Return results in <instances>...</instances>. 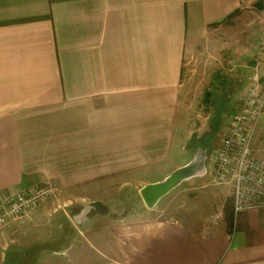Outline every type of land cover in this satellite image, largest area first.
I'll list each match as a JSON object with an SVG mask.
<instances>
[{"label": "crops", "instance_id": "crops-1", "mask_svg": "<svg viewBox=\"0 0 264 264\" xmlns=\"http://www.w3.org/2000/svg\"><path fill=\"white\" fill-rule=\"evenodd\" d=\"M253 10L264 0H0V206L55 185L0 226V264H264V208L234 213L230 187L197 222L166 195L140 212L139 194L204 147L189 142L206 115L225 130L264 91Z\"/></svg>", "mask_w": 264, "mask_h": 264}, {"label": "built area", "instance_id": "built-area-1", "mask_svg": "<svg viewBox=\"0 0 264 264\" xmlns=\"http://www.w3.org/2000/svg\"><path fill=\"white\" fill-rule=\"evenodd\" d=\"M264 58V30L252 62L257 66ZM264 112V91L250 88L237 108L228 116L226 128L213 151L210 175L217 183L230 185L234 213L244 209L264 208V157L256 154L258 140L264 150V128L257 134ZM55 192L52 180L43 179L15 195L0 206V226L9 220L27 216Z\"/></svg>", "mask_w": 264, "mask_h": 264}, {"label": "rangeland", "instance_id": "rangeland-1", "mask_svg": "<svg viewBox=\"0 0 264 264\" xmlns=\"http://www.w3.org/2000/svg\"><path fill=\"white\" fill-rule=\"evenodd\" d=\"M247 13L252 14L251 12H247ZM254 13L260 14L261 16L264 17V11L261 13L259 11H254ZM209 119L210 118H207V115H206L205 121H208V123H209ZM208 123H206V127L203 128V129H205L204 132L201 131L202 132L201 135H199L198 133H195V135L191 138V141L189 142V146H191L193 148V150L195 149V147L197 145L206 146V144H209L210 141L212 143V146H215L216 143L218 142V140L221 138L223 130H224L223 126L221 125L218 129L213 130V128L208 127ZM261 128H262V126H261V122H260V124L258 126V130H257V134L260 133ZM212 159H213V157H212ZM190 179L183 181L181 186H179L180 185L179 184L177 187L174 188V190L172 192H169L168 195L166 194V196L163 198L164 200H162V202L169 200L170 204H172V202L175 203L174 206L177 207L175 209V212H177V213L183 212L184 213L182 215L183 217H185L186 219H188V218L194 219V221L197 222L198 219L203 216L202 213H204V207H205L203 205V200H204L203 198L205 195L204 193L205 192L210 193V191H218V190L222 191L223 189H225V191H226L227 187H230V185L226 184V183L215 182L210 175V171H207V170H206L204 175L192 177ZM199 180H201L202 182L200 183ZM223 185H226V186H223ZM222 192H224V191H222ZM228 195H230V193ZM205 200H206V198H205ZM130 202L131 201H129V203ZM130 206H131V203L127 204V210L133 209V211H135V213H137V209H134L135 207H130ZM155 206L153 208H149V209H156ZM158 206H159V204H158ZM142 207L140 208V212H142V210L148 209V208H142ZM214 211H215V209L212 210V212H214ZM166 212H168V211H163V214H164L163 216H165ZM152 213L153 214H159L162 216L161 209L159 210V212L153 211Z\"/></svg>", "mask_w": 264, "mask_h": 264}, {"label": "water", "instance_id": "water-1", "mask_svg": "<svg viewBox=\"0 0 264 264\" xmlns=\"http://www.w3.org/2000/svg\"><path fill=\"white\" fill-rule=\"evenodd\" d=\"M207 151L206 148L198 147L188 163L174 169L164 179L141 187L139 194L145 206L153 208L163 196L183 181L204 175L207 168Z\"/></svg>", "mask_w": 264, "mask_h": 264}, {"label": "trees", "instance_id": "trees-1", "mask_svg": "<svg viewBox=\"0 0 264 264\" xmlns=\"http://www.w3.org/2000/svg\"><path fill=\"white\" fill-rule=\"evenodd\" d=\"M203 148H206L207 150H209L208 145L204 146ZM227 220H228L229 224H232V215H231V217H227Z\"/></svg>", "mask_w": 264, "mask_h": 264}]
</instances>
